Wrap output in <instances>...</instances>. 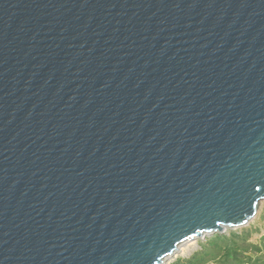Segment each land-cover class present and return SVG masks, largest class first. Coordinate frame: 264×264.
I'll list each match as a JSON object with an SVG mask.
<instances>
[{
	"label": "water",
	"instance_id": "95a60500",
	"mask_svg": "<svg viewBox=\"0 0 264 264\" xmlns=\"http://www.w3.org/2000/svg\"><path fill=\"white\" fill-rule=\"evenodd\" d=\"M264 200V0H0V264H163Z\"/></svg>",
	"mask_w": 264,
	"mask_h": 264
},
{
	"label": "trees",
	"instance_id": "16d2710c",
	"mask_svg": "<svg viewBox=\"0 0 264 264\" xmlns=\"http://www.w3.org/2000/svg\"><path fill=\"white\" fill-rule=\"evenodd\" d=\"M253 234L247 227L214 233L199 250L173 264H264V235L253 241Z\"/></svg>",
	"mask_w": 264,
	"mask_h": 264
},
{
	"label": "rangeland",
	"instance_id": "374dc122",
	"mask_svg": "<svg viewBox=\"0 0 264 264\" xmlns=\"http://www.w3.org/2000/svg\"><path fill=\"white\" fill-rule=\"evenodd\" d=\"M243 227H247L252 229L253 234V241H258L261 235H264V200H261L259 203L258 211L256 215L244 226L236 227V228H228L225 232L228 233L229 230H237ZM222 232V233H225ZM213 234H208L205 238L201 237L198 239H192L182 243L179 246V249L170 257H168L163 264H173L176 259L179 257H188L193 254L195 251L201 248L202 243L207 239L212 237Z\"/></svg>",
	"mask_w": 264,
	"mask_h": 264
}]
</instances>
